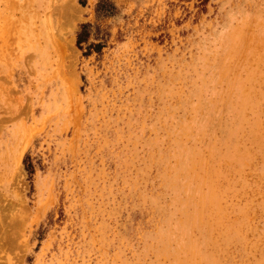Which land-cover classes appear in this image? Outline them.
I'll list each match as a JSON object with an SVG mask.
<instances>
[{"label":"rangeland","instance_id":"obj_1","mask_svg":"<svg viewBox=\"0 0 264 264\" xmlns=\"http://www.w3.org/2000/svg\"><path fill=\"white\" fill-rule=\"evenodd\" d=\"M0 264H264V0H0Z\"/></svg>","mask_w":264,"mask_h":264},{"label":"trees","instance_id":"obj_2","mask_svg":"<svg viewBox=\"0 0 264 264\" xmlns=\"http://www.w3.org/2000/svg\"><path fill=\"white\" fill-rule=\"evenodd\" d=\"M82 28V26H81ZM81 39H83V36L81 34V31L77 32V36H76V42L78 43Z\"/></svg>","mask_w":264,"mask_h":264},{"label":"bare ground","instance_id":"obj_3","mask_svg":"<svg viewBox=\"0 0 264 264\" xmlns=\"http://www.w3.org/2000/svg\"><path fill=\"white\" fill-rule=\"evenodd\" d=\"M229 39V38H228ZM229 41V40H228ZM227 42V41H226ZM232 44V43H231ZM235 44V43H234ZM234 46V45H233Z\"/></svg>","mask_w":264,"mask_h":264}]
</instances>
